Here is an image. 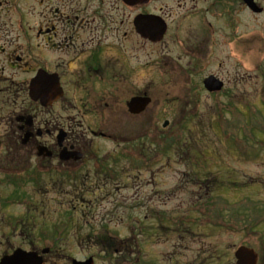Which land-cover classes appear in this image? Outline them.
Instances as JSON below:
<instances>
[{
    "label": "rangeland",
    "instance_id": "rangeland-1",
    "mask_svg": "<svg viewBox=\"0 0 264 264\" xmlns=\"http://www.w3.org/2000/svg\"><path fill=\"white\" fill-rule=\"evenodd\" d=\"M88 1L92 6L95 4L94 0ZM158 1L154 10L157 11L161 6L167 9L173 23L170 32L174 34L175 29L177 30V36L171 37L169 41V52L173 56L181 53V48L175 43L177 38L188 48H195L196 59L188 64L190 71L194 66L196 71L202 69V73L194 76L192 71H189L188 76L189 72L186 71L189 67L186 68L185 59L180 61L182 68L172 76L174 84L166 83L169 78L164 72L165 68L170 66L165 61L169 58L159 52L156 43H143L138 39L137 55L149 60L153 56L154 66L145 67L143 71L138 72L137 85L143 86L140 74H145L153 81L152 93L156 97L162 94L166 84H170V90L173 91L174 87V92L181 94L182 99L185 94L183 103L175 98V102L164 108L160 97L159 101L154 99L148 105L147 110H149L146 111L154 118L158 116L159 120H153L150 124L149 120H138L130 127L120 129V133L126 134L127 137L135 135L138 146L127 149L128 155L131 156L130 164L127 157H123L117 165V177L121 180L115 189L106 188L107 190L83 193L86 199H93L91 204L76 200L75 197L81 190L57 193L52 189L43 190L39 187L41 185L26 181L22 191V204L13 203L0 207L3 213L12 209L25 216L22 219L24 222L20 225L23 232L10 239L11 243L25 247H32L34 242L42 243L41 229L47 225L51 228L58 222L57 224L64 226L63 239L67 236L77 246L83 247L89 245V241L81 236L83 231L88 233L98 231L102 234L103 226L106 225L109 231H116L120 237H127L122 239V242L114 238L113 245L121 246L124 250H128L131 246L133 258L136 257L137 260L141 258L144 262L152 260L153 264H232V259L228 256H231L236 245L246 242L248 245L264 248V235L260 236L258 232L259 229L264 231V222L258 223V214L251 211L247 235L233 227L208 225L200 216L197 217L196 223L188 224L189 233L181 232L182 223H172L181 216L192 218L195 216L193 209L200 208V205L201 208L206 205L208 207L218 196L227 198L231 204H234L239 201L238 195L242 193L254 202V208L264 206V135L258 130L262 127L256 121L260 120V117L264 119V106L259 100L263 99L261 101L264 104V60L258 63L261 55L264 58V12L249 13L244 11L241 0H230L232 8L222 7L217 11L222 15L213 19L216 23L214 26L216 34L214 43L210 44V40L207 41L209 31L206 26L208 25L203 24L202 14L200 17L195 10L197 0ZM256 1L261 5L264 4V0ZM227 4L229 2H224V5ZM7 7L9 8L4 4L1 6L4 9ZM11 12L6 11L9 20L14 21L18 13L14 9ZM118 14V11H114L112 19L115 20ZM208 18L210 19V16ZM257 31L258 33H255ZM18 36L16 26L10 25L7 30V38L12 42L10 45H13L17 52L23 51L28 56L26 50L21 48L27 45L21 44ZM123 40V38L119 39L121 44ZM124 43L129 47V40ZM6 47L5 44L0 45V48L6 49ZM30 47L32 48L33 45ZM166 50L167 48L164 52ZM128 51L131 50L125 49L124 55ZM157 54L159 57L156 56ZM3 55L4 51L0 50V57ZM116 55L117 53L113 52L107 59L114 68L116 65L118 67ZM43 56L49 59L47 53ZM133 61L132 56L129 62L132 64ZM31 63L33 64V61ZM208 73L216 74L221 79L223 88L208 92L201 85V89L194 92L195 86L199 87L203 77ZM28 75L22 72L20 77ZM186 88L189 91L185 93ZM194 97L197 105L191 102ZM248 98L250 112L246 114L241 111L242 118L253 120L250 131L260 133L263 138L260 140L255 135L252 137L251 132L246 130L249 137H241L248 146L245 150L242 142L235 143L236 136L224 133L220 128L219 136L212 120H222L216 115V110L221 107L235 105L243 110L241 101ZM183 106L186 108L183 109ZM106 107L107 111L112 108ZM259 108L260 116L256 113ZM165 118L170 120V123L165 130H161L160 120ZM230 120H235V125L239 124L240 135L244 133L245 127L241 116L235 109L231 110ZM125 121L120 120V126ZM222 127L225 132L230 131V123L223 122ZM177 132L181 136L180 142L176 143L171 136ZM168 141L172 142V145H169ZM112 145L114 144L110 141L99 142V146L106 151L110 150L106 147ZM24 150L26 156L35 149L32 145H28ZM137 150L146 152L148 157H152L153 161L150 165H138L132 160L140 158ZM34 165L35 162H32L29 167ZM43 187L47 186L43 184ZM58 187L59 190L62 188ZM8 191V185L0 183V197H6ZM71 194L74 196L72 197ZM151 209L157 210V214L159 211L162 214L157 218H151L149 217ZM191 218L186 223H190ZM204 219L206 221L205 216ZM179 232L182 235L180 239L177 236ZM196 239L201 241V245ZM67 245L71 243L68 242ZM200 250L205 251L201 253ZM211 252L214 253L211 255ZM99 264H102V261H99ZM122 264L128 263L123 261Z\"/></svg>",
    "mask_w": 264,
    "mask_h": 264
},
{
    "label": "flooded vegetation",
    "instance_id": "flooded-vegetation-1",
    "mask_svg": "<svg viewBox=\"0 0 264 264\" xmlns=\"http://www.w3.org/2000/svg\"><path fill=\"white\" fill-rule=\"evenodd\" d=\"M20 1L0 0V45L7 46L6 49L0 48L4 51L0 62L6 61V66L12 69L7 70L5 74L6 69L0 67V145L3 146L4 154L0 156V179L3 176L4 182L19 178L15 174L16 170L21 169L20 164L25 159V143L34 148L40 144L46 145L51 151V156L49 158L38 156V158L56 161L58 160L57 137L58 132L62 131L64 134L62 146L69 152L80 150L84 158L88 153L87 149L89 153L97 152L94 145V140L98 138L96 128L115 126L120 123V120H159L158 116L154 118L153 115L147 114L148 105L154 99L159 101L161 98L164 108L175 102V98L181 104L183 103L185 94L182 99L181 94L174 92V87L173 91L170 90V84H166L163 88L160 98L156 97L152 93L153 81L145 74H140L143 86L137 85L138 72L143 71L145 67L153 68L154 66L153 56L149 60L137 55L138 39L143 43L151 44L138 34L139 14H159L157 11H162L159 15L167 21L163 40L157 43L159 52L169 58L165 63L170 67L165 68L164 72L169 78L167 83L172 82V76L182 68L180 61L186 59L184 61L186 68L190 69L188 63L196 59L194 58L196 49L188 48L180 43L178 38L175 43L181 48V53L173 56L169 52V41L171 37L177 36V30L175 29L174 34L170 32L172 26H169V23L172 19L167 9L161 6L157 11L154 10L156 0H94L93 6L88 0ZM2 4L9 8H1ZM13 9L18 16L14 21H10L6 11L12 13ZM195 10L200 13L198 8ZM114 11L119 12L115 20L112 19ZM2 14L4 16H1ZM206 24L210 28V31L206 28L209 31L207 41L211 42L213 22L207 21ZM10 25L16 26L19 39L26 41L28 45H33V52L26 50L28 56L23 51L17 52L16 48L10 45L12 42L7 38ZM120 38L124 39L123 44L120 43ZM127 40L130 42L129 47L124 43ZM125 49L131 51L124 55ZM113 52L117 53L118 67L116 65V68L107 61ZM44 53L49 55V59L43 56ZM132 56L134 61L131 64L129 60ZM156 56L159 57L158 54ZM29 59L33 60V67L30 66ZM41 68L55 75L62 89V95L48 105H43L39 99L31 100L26 97L28 83L26 76L19 79L14 74H8L19 72V70L33 72ZM191 69L194 75L201 74V69L196 71L194 66ZM209 74L214 73L207 75ZM187 91H189L188 88L184 90L185 93ZM196 91L198 89L194 90ZM137 96H150L151 101L141 112L134 113L129 110V101ZM191 102L196 105V97L192 98ZM241 102L246 113L249 98ZM106 106H111V110L107 111ZM230 107L227 106V110ZM185 108L183 106V109ZM216 113L218 118H223L228 113L229 116L231 115V112L226 111L225 115L221 116L222 107L216 110ZM26 133L29 134L27 139L24 137ZM8 162L12 165L9 166ZM90 172L95 174L93 180L88 175ZM100 173L102 172L97 173L92 168L79 169L83 181L87 182L70 183V185L72 189L96 191L103 187V190H106V186L110 185L109 173L96 177V174ZM46 179L49 181L47 184L50 185L51 181H57L58 177L47 174ZM99 180H103L104 183ZM15 182L10 183L16 187L13 191H17V197L12 201L20 204L22 202L20 200L21 185ZM51 185L52 188L56 187V182ZM92 201L93 199L87 200L90 204ZM149 217H155L153 209ZM18 218L19 216L12 221L10 215L0 216V259L15 247L21 246L36 251L41 257V264H73L74 260L85 264H99V261H102V264H122L123 261H127L128 264H139L137 258L132 257L131 246L128 250H124L121 246L113 245V242L106 245L103 241L105 236L86 231L81 234L82 238L89 241L86 247L79 245L68 247L63 236L52 229L46 235L51 239L49 241L51 243L45 246L42 243L36 244L37 242H34L32 247L15 245L9 242L8 234L16 230L18 233L23 232L20 229L21 220L17 221ZM198 244L201 245V241ZM123 251L127 252L128 256L123 254ZM204 251L200 250L201 253ZM147 264H153L152 260H147Z\"/></svg>",
    "mask_w": 264,
    "mask_h": 264
},
{
    "label": "water",
    "instance_id": "water-1",
    "mask_svg": "<svg viewBox=\"0 0 264 264\" xmlns=\"http://www.w3.org/2000/svg\"><path fill=\"white\" fill-rule=\"evenodd\" d=\"M250 4V2H248ZM153 22V20H152ZM156 26H153L151 29L155 31V33H161L163 30V24L158 21L154 22ZM155 28V29H154ZM150 29V30H151ZM144 30V29H142ZM37 79H40V84L48 82L47 77H42L41 74H37ZM34 83V82H33ZM32 86L34 87V84ZM206 87L210 90L218 89L221 86V82H218L217 79L213 77H208L204 80ZM42 91L49 92L51 89L49 87H43ZM235 256L237 257V264H255L256 254L253 249L241 246L235 251ZM0 264H37L35 258H33L32 252H26L23 250H16L13 254L5 257Z\"/></svg>",
    "mask_w": 264,
    "mask_h": 264
},
{
    "label": "trees",
    "instance_id": "trees-1",
    "mask_svg": "<svg viewBox=\"0 0 264 264\" xmlns=\"http://www.w3.org/2000/svg\"><path fill=\"white\" fill-rule=\"evenodd\" d=\"M233 132L235 133V132H236V130H233ZM177 138H178V136H177ZM171 139H174V137H173V136H171ZM177 142H178V140H177ZM171 143H172V142L168 141V144H169V145H172Z\"/></svg>",
    "mask_w": 264,
    "mask_h": 264
}]
</instances>
